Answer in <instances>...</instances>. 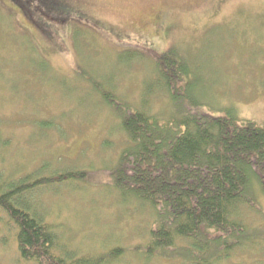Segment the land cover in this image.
I'll return each mask as SVG.
<instances>
[{
  "label": "rangeland",
  "instance_id": "rangeland-1",
  "mask_svg": "<svg viewBox=\"0 0 264 264\" xmlns=\"http://www.w3.org/2000/svg\"><path fill=\"white\" fill-rule=\"evenodd\" d=\"M57 1L62 18L39 9L31 18L0 0V192L27 175L51 178L18 198L55 224L65 250L103 255L104 264H176L146 252L156 210L104 173L132 144L109 100L161 120L197 102L264 122V0ZM171 48L190 71L174 97L156 65ZM249 195L239 214L263 231L257 180ZM1 207L0 264H35L19 255L17 227ZM250 247L222 264H264V247Z\"/></svg>",
  "mask_w": 264,
  "mask_h": 264
},
{
  "label": "trees",
  "instance_id": "trees-1",
  "mask_svg": "<svg viewBox=\"0 0 264 264\" xmlns=\"http://www.w3.org/2000/svg\"><path fill=\"white\" fill-rule=\"evenodd\" d=\"M12 1L31 18L38 9L64 17L61 9L66 6L57 0ZM185 63L174 48L156 57L163 88L173 97L190 72ZM109 101L132 144L104 173L114 186L156 210L159 221L150 229L147 254L167 255L176 264H222L235 247H264V230L253 229L239 214L243 204L252 203L253 181L264 192V122L239 119L231 113L213 115L197 102L188 105L187 115L161 120L124 100ZM60 176L52 177L58 180ZM49 181L27 175L18 185L0 192L1 210L17 227L19 255L35 264H104L103 255L65 250L55 224L18 198L25 190ZM119 250L112 248L108 255L115 259Z\"/></svg>",
  "mask_w": 264,
  "mask_h": 264
}]
</instances>
